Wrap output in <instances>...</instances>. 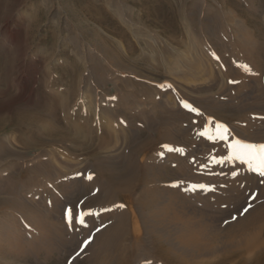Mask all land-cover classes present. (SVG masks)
Returning <instances> with one entry per match:
<instances>
[{
  "label": "rangeland",
  "instance_id": "1",
  "mask_svg": "<svg viewBox=\"0 0 264 264\" xmlns=\"http://www.w3.org/2000/svg\"><path fill=\"white\" fill-rule=\"evenodd\" d=\"M63 126L79 137L54 138ZM136 136L156 143L143 162L179 171L142 186L177 191L227 245L228 224L264 203V0H0V264L101 262L114 208L95 205V153ZM136 252L131 264H171Z\"/></svg>",
  "mask_w": 264,
  "mask_h": 264
},
{
  "label": "bare ground",
  "instance_id": "2",
  "mask_svg": "<svg viewBox=\"0 0 264 264\" xmlns=\"http://www.w3.org/2000/svg\"><path fill=\"white\" fill-rule=\"evenodd\" d=\"M26 116L29 124L39 123L42 118L33 113ZM51 134L54 138L59 136V139L79 137L78 132L69 131L66 126L60 129L52 128ZM114 134L115 130L107 131V137L111 139ZM138 137L128 141L127 147L130 149L119 150L107 160L95 153L94 166L99 176V190L94 197L95 205L107 204L114 208L111 224L99 230L95 239V243L104 251L101 253L102 261L96 264H108L113 261L116 264H131L137 255L136 251L141 249L142 254H152L158 261L163 260L171 264H208V255L217 252L222 256H231L235 252L243 251L244 261L249 257H264V203L255 207L246 217L228 224L224 234L227 245L221 246L222 244L217 243L220 234L214 223L204 217H198L194 211L176 207L177 191L167 187L160 189L158 183L154 189L142 186V181L171 180L178 177L179 171L167 170L164 160L158 163L143 162L146 154H140L148 153L156 143L148 138L141 139L140 142ZM168 140L174 139L169 136ZM104 147L106 146H101L102 149ZM144 166L149 168L145 175ZM121 197L125 203L137 206L141 218L139 214L137 217L135 215L132 227L139 231L142 225L145 234L141 230L140 234L129 230L128 215L121 206Z\"/></svg>",
  "mask_w": 264,
  "mask_h": 264
},
{
  "label": "snow or ice",
  "instance_id": "3",
  "mask_svg": "<svg viewBox=\"0 0 264 264\" xmlns=\"http://www.w3.org/2000/svg\"><path fill=\"white\" fill-rule=\"evenodd\" d=\"M221 138H223V137H221ZM236 144L237 145H240V141H237ZM241 147L244 148V149L254 150L258 146L257 145H253V144H245V145H241ZM259 148L261 149L262 155H264V145H260ZM237 158H241V156L239 155V153H237ZM260 175L264 176V171H260Z\"/></svg>",
  "mask_w": 264,
  "mask_h": 264
}]
</instances>
